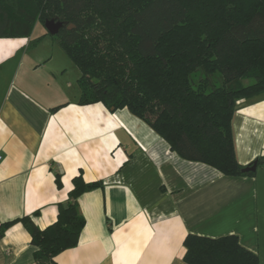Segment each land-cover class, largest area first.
Returning <instances> with one entry per match:
<instances>
[{
    "label": "crops",
    "instance_id": "crops-1",
    "mask_svg": "<svg viewBox=\"0 0 264 264\" xmlns=\"http://www.w3.org/2000/svg\"><path fill=\"white\" fill-rule=\"evenodd\" d=\"M13 49L0 52V225L30 216L47 228L82 173L104 187L79 198L86 225L56 264H186L189 234L236 235L264 264V163L231 177L184 160L128 109L79 105L80 72L66 57ZM233 131L242 167L264 160V95L237 103ZM36 251L14 224L0 264H36Z\"/></svg>",
    "mask_w": 264,
    "mask_h": 264
},
{
    "label": "trees",
    "instance_id": "trees-1",
    "mask_svg": "<svg viewBox=\"0 0 264 264\" xmlns=\"http://www.w3.org/2000/svg\"><path fill=\"white\" fill-rule=\"evenodd\" d=\"M49 20L64 24L52 37L80 72L79 105L128 109L182 159L255 175L238 162L233 120L239 101L264 95V0H0V38H29ZM72 185L53 224L25 216L2 223L0 240L22 223L36 264H56L86 225L79 198L104 187L82 173ZM184 248L186 264H260L236 235L189 234Z\"/></svg>",
    "mask_w": 264,
    "mask_h": 264
},
{
    "label": "rangeland",
    "instance_id": "rangeland-1",
    "mask_svg": "<svg viewBox=\"0 0 264 264\" xmlns=\"http://www.w3.org/2000/svg\"><path fill=\"white\" fill-rule=\"evenodd\" d=\"M47 29L42 23H38L33 30L31 37L29 38H0V52L6 49L14 48L13 50L17 51H27L36 49L37 53L44 55H54L53 63H57L63 60V57H66L68 61L71 63L70 58L66 55L64 50L58 45V41L54 39L52 36L46 35ZM35 45L30 46L31 42L37 41ZM10 43L12 46H10ZM62 57V59H61ZM77 71V70H76ZM252 81H246L244 84H251ZM264 262V260H263Z\"/></svg>",
    "mask_w": 264,
    "mask_h": 264
},
{
    "label": "water",
    "instance_id": "water-1",
    "mask_svg": "<svg viewBox=\"0 0 264 264\" xmlns=\"http://www.w3.org/2000/svg\"><path fill=\"white\" fill-rule=\"evenodd\" d=\"M45 28L47 29V32L51 35V36H56L59 34L60 30L62 28H64V24L60 23V22H56L54 20H49L46 21L45 23ZM262 163H264V160L262 161ZM259 162L255 161L252 165L245 167L243 170V173H254L257 170ZM64 207H67V204H64Z\"/></svg>",
    "mask_w": 264,
    "mask_h": 264
},
{
    "label": "built area",
    "instance_id": "built-area-1",
    "mask_svg": "<svg viewBox=\"0 0 264 264\" xmlns=\"http://www.w3.org/2000/svg\"><path fill=\"white\" fill-rule=\"evenodd\" d=\"M0 160H1V157H0Z\"/></svg>",
    "mask_w": 264,
    "mask_h": 264
}]
</instances>
